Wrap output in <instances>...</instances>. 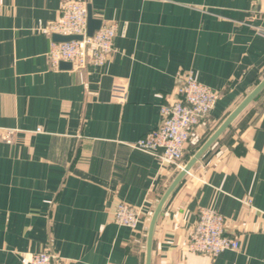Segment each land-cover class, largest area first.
<instances>
[{
    "label": "crops",
    "instance_id": "1",
    "mask_svg": "<svg viewBox=\"0 0 264 264\" xmlns=\"http://www.w3.org/2000/svg\"><path fill=\"white\" fill-rule=\"evenodd\" d=\"M82 1L117 32L104 66L76 70L46 56L62 0H0V264L45 248L53 264H145L151 216L179 169L132 143L192 73L219 98L186 162L264 77V0ZM119 202L141 209L136 229L114 221ZM205 207L239 249L189 250ZM151 264H264V89L166 200Z\"/></svg>",
    "mask_w": 264,
    "mask_h": 264
},
{
    "label": "built area",
    "instance_id": "2",
    "mask_svg": "<svg viewBox=\"0 0 264 264\" xmlns=\"http://www.w3.org/2000/svg\"><path fill=\"white\" fill-rule=\"evenodd\" d=\"M254 2L260 0H252ZM87 5L82 0H62L57 19L49 21L44 31L51 37L47 59L52 67L68 62L79 70L88 64L104 66L114 51L117 32L115 21L102 22L89 35ZM54 34L80 36L69 40H55ZM113 90L125 96V88L115 86ZM219 98V92L198 81L187 73L177 87L173 101L160 106L161 121L158 126L132 143V146L157 157L162 163L181 169L185 164V149L194 127L208 117ZM38 131L40 128L37 129ZM116 223L136 229L142 211L136 206L119 202L113 211ZM188 248L195 253L217 255L226 250L240 248V240L228 235L224 216L213 207L199 210L198 218L188 241ZM57 255L49 248L28 253L27 264H53Z\"/></svg>",
    "mask_w": 264,
    "mask_h": 264
},
{
    "label": "water",
    "instance_id": "3",
    "mask_svg": "<svg viewBox=\"0 0 264 264\" xmlns=\"http://www.w3.org/2000/svg\"><path fill=\"white\" fill-rule=\"evenodd\" d=\"M88 11V25L87 33L91 35L94 30L98 29L102 24V20L93 16L90 5H87ZM80 38V36L72 35H59L54 34L55 40H69L71 38ZM60 66L63 68H71V64L68 62H61ZM264 89V77L257 83V85L238 103V105L225 117V119L219 124L214 132L206 139V141L195 151V153L185 162L184 166L179 170L173 181L167 187L163 195L161 196L156 208L151 216L148 233H147V247H146V261L145 264H151L152 254V241L155 226L158 217L164 207V204L172 191L178 185V183L187 175L194 165L198 162L201 156L207 151V149L220 137V135L232 124V122L238 117V115L255 99V97Z\"/></svg>",
    "mask_w": 264,
    "mask_h": 264
}]
</instances>
